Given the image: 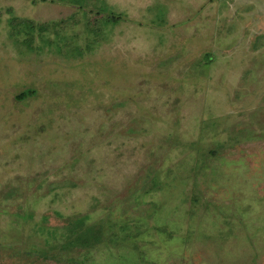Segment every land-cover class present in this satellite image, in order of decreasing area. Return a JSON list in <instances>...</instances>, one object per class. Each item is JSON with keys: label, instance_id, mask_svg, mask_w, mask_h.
Instances as JSON below:
<instances>
[{"label": "rangeland", "instance_id": "obj_1", "mask_svg": "<svg viewBox=\"0 0 264 264\" xmlns=\"http://www.w3.org/2000/svg\"><path fill=\"white\" fill-rule=\"evenodd\" d=\"M0 264H264V0H0Z\"/></svg>", "mask_w": 264, "mask_h": 264}]
</instances>
